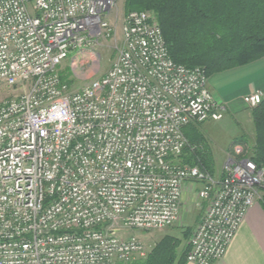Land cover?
Returning <instances> with one entry per match:
<instances>
[{
	"label": "built area",
	"instance_id": "obj_1",
	"mask_svg": "<svg viewBox=\"0 0 264 264\" xmlns=\"http://www.w3.org/2000/svg\"><path fill=\"white\" fill-rule=\"evenodd\" d=\"M115 2L0 0V86L18 93L0 102V264L141 261L152 248L126 232L171 227L187 185L207 205L186 263L213 264L262 196L264 167L243 145L219 181L180 162L184 129L227 109L203 68L172 61L151 11L123 17L101 79L79 90L61 81L65 60L114 36Z\"/></svg>",
	"mask_w": 264,
	"mask_h": 264
},
{
	"label": "trees",
	"instance_id": "obj_2",
	"mask_svg": "<svg viewBox=\"0 0 264 264\" xmlns=\"http://www.w3.org/2000/svg\"><path fill=\"white\" fill-rule=\"evenodd\" d=\"M132 11H151L172 61L203 68L208 79L264 58V0H123L125 15ZM247 111L251 137L242 131L233 144L250 145V159L264 167V98ZM184 135L180 162L212 177L215 160L201 125H189ZM191 234L164 235L133 264H185Z\"/></svg>",
	"mask_w": 264,
	"mask_h": 264
},
{
	"label": "rangeland",
	"instance_id": "obj_3",
	"mask_svg": "<svg viewBox=\"0 0 264 264\" xmlns=\"http://www.w3.org/2000/svg\"><path fill=\"white\" fill-rule=\"evenodd\" d=\"M124 16L123 0H116L109 16V22L115 31L114 36L108 40L95 42L91 47H86V49H83L73 57H69L59 66L60 76L65 77V83L73 90H79L88 83L101 79L109 70L122 46L120 27ZM233 73L223 72L208 79L209 88H212L214 95L218 96L219 99L229 96L228 100H230V97L233 96L232 93L240 88V86H237L239 83H234V80L237 79H232L231 77ZM16 94L18 93L14 90L0 86V102ZM235 100L236 102L230 106V113L228 114V111H226L220 121H207L201 125V130L207 138L209 148L214 156L215 165L212 178L216 181H219L220 176L222 177V167L226 159L232 154L234 138L242 130L245 135H248L249 138L251 137L249 114L247 113L250 108L245 106L238 97ZM245 149L249 154L250 145ZM196 191L195 187H187L185 189L178 219L171 227L150 232L127 231L126 235H134L152 248L164 235H176L179 237L187 229L192 230L193 233L206 208L204 207V202L197 198Z\"/></svg>",
	"mask_w": 264,
	"mask_h": 264
},
{
	"label": "crops",
	"instance_id": "obj_4",
	"mask_svg": "<svg viewBox=\"0 0 264 264\" xmlns=\"http://www.w3.org/2000/svg\"><path fill=\"white\" fill-rule=\"evenodd\" d=\"M227 72H234L231 77L232 79L236 78L237 80H234V83H239L237 86H240L236 92L232 93L233 98L230 97V100H228L229 96H225L226 98L219 99L218 96L214 95L211 87L209 90L216 101L226 106L228 114L231 110L230 106L236 102V97L242 101L244 96L257 91L262 92L264 95V58ZM203 202L204 207H206L207 203ZM213 264H264V192L260 200L246 213L224 257Z\"/></svg>",
	"mask_w": 264,
	"mask_h": 264
}]
</instances>
